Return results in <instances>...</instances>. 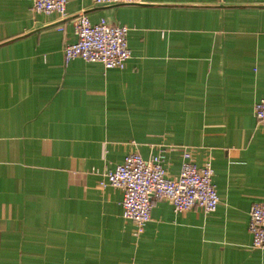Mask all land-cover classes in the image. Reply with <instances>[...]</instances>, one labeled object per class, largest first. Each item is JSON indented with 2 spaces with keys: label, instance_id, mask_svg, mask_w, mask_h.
I'll return each instance as SVG.
<instances>
[{
  "label": "crops",
  "instance_id": "crops-1",
  "mask_svg": "<svg viewBox=\"0 0 264 264\" xmlns=\"http://www.w3.org/2000/svg\"><path fill=\"white\" fill-rule=\"evenodd\" d=\"M127 27L122 68L78 57L72 19ZM58 26L61 29H58ZM264 0H0V264H264L247 210L264 199ZM211 160L215 209L153 199L142 232L100 172L131 151Z\"/></svg>",
  "mask_w": 264,
  "mask_h": 264
},
{
  "label": "built area",
  "instance_id": "built-area-1",
  "mask_svg": "<svg viewBox=\"0 0 264 264\" xmlns=\"http://www.w3.org/2000/svg\"><path fill=\"white\" fill-rule=\"evenodd\" d=\"M32 11L63 16L66 0H27ZM139 0H92L95 4L132 3ZM58 29H61L58 26ZM75 40L62 47L64 60L78 57L99 62L104 68H122L130 51L126 42L127 27L111 24L103 18L91 22L83 12L72 19ZM252 112L258 125L264 128V98L255 100ZM161 151L143 158L138 152L126 153L112 168L100 172L97 184L119 188L122 216L132 222V234L137 237L150 218L153 199L167 200L175 212L199 207L204 213L215 209L217 194L211 181L209 155L200 164L192 160L190 148H182L181 162L175 177H169L163 166ZM247 230L250 246L264 249V199L252 202L247 210Z\"/></svg>",
  "mask_w": 264,
  "mask_h": 264
}]
</instances>
